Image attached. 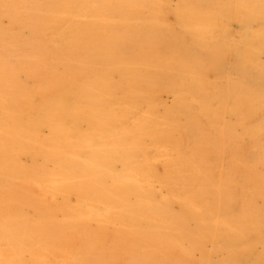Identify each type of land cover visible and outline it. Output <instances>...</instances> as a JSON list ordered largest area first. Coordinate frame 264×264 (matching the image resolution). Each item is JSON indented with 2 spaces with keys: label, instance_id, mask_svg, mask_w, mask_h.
I'll list each match as a JSON object with an SVG mask.
<instances>
[{
  "label": "rangeland",
  "instance_id": "374dc122",
  "mask_svg": "<svg viewBox=\"0 0 264 264\" xmlns=\"http://www.w3.org/2000/svg\"><path fill=\"white\" fill-rule=\"evenodd\" d=\"M133 2L136 5H142L139 10L143 17L156 14V19L163 25L159 32V35L163 36L161 39L152 37L146 40L147 44L143 43L145 40L141 32L143 23H139L140 27H127L123 21V11H120L118 6L115 8L109 5L99 11L100 20L93 23V13L85 7L89 4L91 10V3L87 0H0V98L4 102L2 104L0 102V138L5 135L2 138L3 141H0V171L2 170L0 172L2 176L0 177V239L12 242L14 240L17 244L27 243L28 239L24 233L27 227L25 222H28L31 229L35 228L32 226L34 223L36 228L33 231L37 233L43 231L48 235H45L48 240L43 248L47 249L48 246V249H45L46 253L43 249L41 252L44 254L39 252L45 258L39 256L37 264H55L59 261L62 263V259L63 264H66L74 257L82 261V264L86 262V264L88 262L89 264H160V262L161 264H264V106L257 111L252 104V101L264 97V71L257 66V64H264V47L253 57L257 64L247 65L244 61H252V58L242 55L243 49L239 46L249 38L250 32L264 27V18L261 16L245 18L239 13V9L231 4V0H133ZM181 4L190 10H186L190 14H195L194 10H200L207 15L208 21L214 23L212 30L217 43L210 44L203 39L196 40L185 30L178 18ZM69 16L76 21L69 23L68 26L70 21L66 18ZM78 18L83 24L89 26V30L76 42L71 37V33L76 31L72 26L79 23ZM62 33H70L66 41L62 38ZM97 39L107 43L105 50L115 53L114 60L137 58L142 62L139 63L141 67L151 63L156 55L168 54L181 48L182 45L186 47L184 61L187 65L185 66H188L194 75H201L209 84L210 92L215 93V96L208 100L211 103L210 110L203 109L199 97H187L192 91L186 89L188 75L182 72L160 74L154 77V86L148 92V96H156L153 101H155L154 108L158 119L163 120L168 111H173L171 117L173 127L171 126L170 134L174 132L175 137L181 139V149L185 156L198 162L199 186L214 189L223 199L226 211L218 220L233 221L238 227L236 237L230 239L231 243L223 239L221 233L215 229L198 233L195 222L185 220L174 221L163 230V236L159 231L150 234L142 225L134 232L129 231L132 233L128 234L131 237L121 236L116 226H109L105 231L103 229L105 233H98V236H106L96 235L90 246H86V240L83 239L81 232L69 227V221L63 218L60 212L55 211L47 218L38 214L40 202V206L46 209L53 203L55 206L58 197H53L45 189V180L36 181L34 174L54 167V163L48 160L46 155L56 151L61 142L51 136L52 131L47 124L41 125L42 117L36 118L38 126L34 128L29 126L28 115L32 114L36 117L40 114L41 105L45 104L49 109H54L58 107L59 101L64 100L70 101L72 108L86 105L87 99L79 90V85L92 72V69H95L92 67L100 59L99 53L92 49L93 42L100 44ZM38 45L41 47L39 48ZM29 75L30 78H28ZM112 79H118L116 72H112ZM195 83L190 84V87ZM180 94L184 97L180 99L181 103L176 107ZM186 97L190 99L189 103H186ZM184 104L193 105V108L188 109ZM2 106L6 108H3L4 111ZM192 117L194 120L191 119ZM80 128L84 129L85 125L81 123ZM166 135L167 133H163V136ZM8 138L9 140H6ZM28 145L31 149L34 148L33 153H27L23 148ZM54 145L56 146L53 147ZM13 149L17 150V154ZM20 162L21 164L24 162V166L19 165ZM36 165L38 168H35ZM30 169L35 170L32 173ZM156 169L158 173L162 171L160 165ZM5 170L6 174H3ZM15 171L20 173L16 174ZM5 175H8L7 179ZM11 177H14L13 180ZM19 180H24L27 186ZM2 186L6 191L2 189ZM156 188L159 194L165 196V189L160 186ZM38 190L41 194L48 195L38 197ZM32 192L35 193L32 195ZM40 192L39 195H41ZM82 195H88V192L82 191ZM82 195L78 198L72 195L71 201L74 202L77 199L85 201ZM28 197L35 199L34 203L30 201L31 199L27 201ZM45 198L47 202L44 201ZM50 201L53 203L50 204ZM171 208L178 213L177 204H172ZM31 212L35 216L31 215ZM48 218L50 219L47 220ZM39 220L44 227L40 225ZM48 225L53 230L59 226L56 229L57 232H54L56 230L52 232ZM40 226L41 230L44 228L42 231L39 229ZM108 229L110 231L113 229L114 233L113 230L110 232ZM49 231L50 233H47ZM113 234L117 237H111ZM137 234L141 239H137L139 238ZM108 235L110 236L107 237ZM141 236L148 239L144 238V240ZM63 237L65 239H62ZM108 238H111L110 241ZM51 242L53 248L49 245ZM163 243L166 244L163 245ZM91 245L96 250L100 245L99 250L92 254L93 249L89 248ZM137 245H141L140 248L136 247ZM166 245L169 247L165 248ZM121 246L125 248L121 249ZM127 247L132 249L129 248L130 251H128ZM46 254L48 257L45 256ZM64 254L66 257L63 256ZM153 256L154 258L158 256V259L152 261ZM23 257L36 260L30 250L24 252ZM92 257H94L93 260ZM112 257L118 258L117 261L114 258L115 261H113Z\"/></svg>",
  "mask_w": 264,
  "mask_h": 264
},
{
  "label": "bare ground",
  "instance_id": "6f19581e",
  "mask_svg": "<svg viewBox=\"0 0 264 264\" xmlns=\"http://www.w3.org/2000/svg\"><path fill=\"white\" fill-rule=\"evenodd\" d=\"M87 1L91 3V10L89 9V4L85 7L88 8L89 12L93 13V23H96L100 20V17L98 15L99 11L109 5H113L115 8H117V6L120 7V11H123V21L127 27H140L139 23H143V26L141 28L142 35L145 39L143 43L148 42L146 40L152 37H158L160 39L163 37L162 35H159V32L162 29L163 25L160 24V21L156 19V14H151L149 16L143 17L141 11L139 10L140 8H142V5H136L133 0ZM231 4L235 5L237 9H239V13L245 18L250 19L253 16H261L264 18V0H231ZM186 10L188 9H186L184 5L181 4L179 6L178 18L180 22L183 23L185 30L188 33L192 34V36H194L196 40L203 39V41H207L210 44L217 43L216 36L214 35L212 30L214 23L208 21L207 15L200 12V10H194L196 11L195 14H190ZM66 20L70 21L68 22V26L69 23H73L74 21H76L73 17L70 16L66 18ZM78 21L79 23L77 25L72 26L76 31H72L71 33V37L74 38L76 42L82 35L86 33V31L89 30V26L83 24L79 20V18L77 22ZM50 32H48V34ZM69 34L70 33H62V38L66 41L69 37ZM250 34L251 35L249 36V38L245 39L244 42L239 46L243 49L242 55H246V57L252 58V61L247 60L244 62L247 65H256L257 63L253 60V57L261 48L264 47V27L254 29L252 32H250ZM45 35L47 36L46 33ZM49 36L50 35H48V37ZM98 41L100 42V44L98 42H93L92 49L99 53L100 59L92 67L95 69H92V72L88 74L85 80L79 85V90L87 99L86 105L84 107L78 106V108H72V103L68 100H64L59 101L57 103L58 107L54 109H49V107L45 104L41 105L39 107L40 114L36 115V117H34L32 114L28 115L27 124L29 126L33 128L38 126L39 124L37 123L36 118L42 117L41 125L47 124L51 128V136L57 138L61 142L59 145L60 147L56 151L49 152L46 155L47 159L54 163V167L50 170L34 174V179L36 181L39 179L45 180V189L53 197H58V200L55 201L56 205L53 206L54 203L50 201L49 203L53 204L50 207L45 206L46 209L40 206L41 202L39 205L40 209L38 208V205L35 204L38 208V214L47 218L49 215L51 216L55 211L60 212L63 218H66L69 221V227H72L73 229H76V231L78 230L81 232L83 239L86 240V246H90V244L95 240V236H98L99 232H101V234L105 233V229L109 226H116V230L121 236H127L128 234L131 235L132 233H130L129 231L134 232L138 230L141 225L145 227V229L150 234L159 231L160 235L163 236V230L169 227V225H172L174 221L183 222L185 220L194 221L198 233L211 231L207 229H215V231L221 233V235L224 237L223 239L231 243L230 239L232 237H236L238 227L233 221L224 222L218 220V218L221 215L225 214L224 212L226 211V206L223 199L216 193L214 189L199 186V179L197 174L198 162L192 158H187L181 149V139L176 138L174 132L170 134L172 126L171 117L173 115V111H168L167 114H165V118L163 120L158 119L154 108L155 101H153L156 96H148V92L152 90L154 86V77L160 76V74L167 75L169 73L182 72L186 74V76L188 75V80L185 85L186 89H190L192 91L188 93L187 97H199L203 109L206 111L210 110L211 103L208 100L210 97L212 98V96H215V93L210 92L209 84L201 75H194L189 67L185 66L187 65V63L184 61V59H186L184 54L186 47L182 45L181 48H177L176 50H173L168 54L156 55L155 59L151 63H148L146 64V66L144 65V67H141L139 63L142 62H140L137 58L129 57L127 60H114L115 53H110L105 50V46L107 43L102 40ZM43 46L45 47V45ZM44 50H46V47ZM42 54L43 56H45L44 53ZM22 55L24 54L22 53ZM11 60H13V58ZM15 60L16 58L14 59V61ZM257 66H259L264 71V64H257ZM21 67L23 66L21 65ZM112 72L117 73V80L112 79ZM28 78H30V75ZM192 83L195 84L190 87V84ZM183 97L184 96L182 94L178 96L176 107H178V105L181 103L180 99ZM187 97L185 98L187 100L186 103H189L190 99H187ZM2 100L3 99L0 98L1 104L3 102ZM252 104L254 105V109H256L257 111L262 109V107L264 106V97L252 101ZM184 106L188 109L193 108V105L190 106L189 104H184ZM6 107H8V105ZM3 108L4 107L2 106V109ZM191 119L194 120V117H192ZM81 123L85 125L84 129L80 128ZM17 127L19 128V126ZM7 131L9 132V130ZM163 133H167V135L163 136ZM2 138H0V141L2 140ZM9 138L6 140H9ZM55 146L56 145H54L53 147ZM23 148L26 149L27 153H33L34 151V148L31 149V146L29 145L27 147L23 146ZM49 149L50 148H48V150ZM14 151H16L15 154H17V150L15 149ZM22 164L21 162L19 163V165ZM159 165L162 167V171L160 173H158L156 169ZM26 166H30V164H27ZM36 166L35 168H38V166ZM15 168L18 167L15 166ZM8 169L10 170V168ZM30 170L33 173V170L35 169ZM18 173L16 172V174ZM3 174H6V170ZM5 176H3V178L5 177L7 179L8 175ZM11 178V180H13L14 177ZM19 181L22 183L24 180ZM5 182L8 183V181L6 180ZM3 186L2 189H4ZM25 186H27V184ZM156 186H160L165 189V196L158 193ZM26 190V192H28V189ZM32 190H34V188H32ZM39 190L38 197L42 195H48L44 193L41 194L43 190L41 192ZM82 191L88 192V195L83 196ZM39 192L41 195H39ZM34 193L35 192H32V195ZM72 195L77 196V198L82 195L85 201H78L77 199L76 201L72 202ZM30 199L28 197V199L26 200H30L32 201V203H34L33 200L35 201V199L32 200V197ZM44 201H46V198ZM172 204H177L179 206L178 213H175L172 210ZM5 208L7 209V207ZM6 209L3 210L4 213L7 212L5 211ZM13 209H15V207ZM31 215L34 214L32 213ZM56 217L60 218L59 216ZM49 219L50 218H48L47 220ZM36 220L38 221V219ZM14 221H16V219ZM27 223L28 222H25L27 227L24 229V233L26 234V238L28 239L27 243L17 244L14 240L12 242L11 240L3 241L0 239V264H37L39 263V256H42L44 252L46 253V248H43L45 247V242L48 240V235L42 231L44 228L41 230V228L44 227L42 226L41 221L39 223L42 227L40 226L39 229L43 233L40 231V233L33 231L36 228V225H33L34 223L32 224V226L35 227L34 229H31V226L29 227ZM58 227L54 228L58 229ZM54 230L52 229V232ZM108 230L110 231V229ZM112 230L110 232H112ZM54 232H57V230ZM47 233H50V231ZM115 234H113V236L111 237H114ZM59 235H61V233ZM120 235L119 237H121ZM138 235L139 234H137L136 236ZM109 236L110 235H108L107 237ZM129 237L126 238L129 239ZM141 237L143 239H148L145 236ZM62 239L65 238L63 237ZM110 239L108 238V241H110ZM137 239L139 240L141 238L139 237ZM88 241H90V243ZM165 244L166 243H163V245ZM49 245L53 248L52 242ZM124 246L126 247V245ZM140 246L137 245L136 247L140 248ZM99 247H97V250H99ZM125 247L121 246L120 248L122 249ZM167 247L169 246L166 245L165 248ZM198 247L200 248L199 245ZM89 248L90 250L93 249L92 254L93 252L96 253L97 250L93 248L92 245ZM127 248L128 251H130L129 248L131 247ZM41 249L44 250L43 253L41 252ZM60 249L62 250V248ZM29 250L32 251L33 257L36 260L33 261L32 259H24L23 253H26ZM72 250L74 251V249ZM39 252H41L42 254H39ZM65 255L66 254H64L63 256ZM99 255H101V253H99ZM45 256L48 257L47 254ZM171 256L173 257V255ZM89 257L90 256H88V258ZM98 257L100 259V256ZM148 257L150 259V256ZM157 257L158 256L154 258L153 256L152 261L158 259ZM59 258H57V260ZM113 258L114 257H112V260ZM91 259L93 260L94 257H92ZM117 259L118 258H116L115 260L117 261ZM165 259L167 260V258ZM169 259L172 261L171 257ZM45 261L46 260L44 259V262ZM171 261L170 263H172ZM55 264H63V259L62 263L59 261ZM66 264H82V261L74 257L69 259Z\"/></svg>",
  "mask_w": 264,
  "mask_h": 264
}]
</instances>
